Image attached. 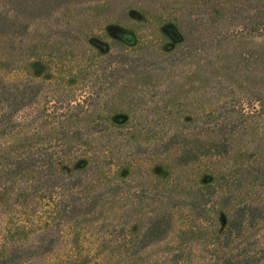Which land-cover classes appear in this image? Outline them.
Masks as SVG:
<instances>
[{"label": "trees", "instance_id": "1", "mask_svg": "<svg viewBox=\"0 0 264 264\" xmlns=\"http://www.w3.org/2000/svg\"><path fill=\"white\" fill-rule=\"evenodd\" d=\"M139 6L15 0L0 10V68L22 74H0V146L21 134L0 153V264H153L140 261L144 252L174 233L171 264H185L197 236L228 251L219 264L264 258V246L245 238L264 223L254 190L264 186V150L251 148L263 90L166 129H156L164 116L143 120V133L157 139L131 145L125 136L161 94L163 83L145 85L146 74L171 80L192 51L242 37L264 42V0ZM52 16L45 29L31 28Z\"/></svg>", "mask_w": 264, "mask_h": 264}, {"label": "rangeland", "instance_id": "2", "mask_svg": "<svg viewBox=\"0 0 264 264\" xmlns=\"http://www.w3.org/2000/svg\"><path fill=\"white\" fill-rule=\"evenodd\" d=\"M14 1L0 0V10ZM135 1L137 0H133V2ZM138 1L140 2L139 7L143 9V0ZM144 4L147 5V1ZM56 18V16H52L42 20L34 19L30 25L35 30L45 29V25L54 23ZM141 25L138 30H141V35H143V23ZM126 38L129 41L133 39L129 35ZM5 44L3 38H0V50H3ZM256 54L260 55L257 59L254 57ZM0 74L12 81L19 80L22 76L18 71L3 68H0ZM144 81L145 85L159 81L161 84L163 83V87L157 102L134 115L135 122L140 124L125 134L131 145L136 142L143 143L148 136L150 139L158 138L153 134L146 136L143 133V127H141L143 120L147 119L153 122L156 118L164 116V120L156 129L161 126L166 129L172 127L175 122L206 116L224 101L257 94L256 92L259 93L261 90L264 91V42L259 38L242 37L227 41L219 49L208 53L196 54L192 51L190 56L178 63L175 75L171 80H164L161 71L154 70L146 74ZM141 82L143 84V79ZM234 114L235 112L232 115ZM115 115H118L116 119L123 118L120 113ZM255 122L257 126H255V134L252 135L251 148L260 152L264 150V116ZM20 136L21 134H13L4 138L1 141L0 153L5 152L9 146L18 142ZM239 143L243 146L245 139L239 140ZM141 163L140 173L143 172V161ZM136 181L143 183V177L137 175ZM254 190L256 195L264 197V186ZM104 214L109 217L113 215V212L106 210ZM85 225L92 229L95 223ZM177 226L184 227L185 225L177 223ZM212 229L213 232L217 230L211 228V231ZM213 232H209V234ZM198 237L195 238L190 249H186L181 255L182 259L186 261L185 264H219L228 251L220 250L215 253L208 243L209 240L203 243L197 242ZM245 238L248 239L251 247L264 246V223L247 230ZM98 242L96 240V243ZM176 243L177 238L174 233L170 238L145 251L140 261L151 260L153 264H171L173 251L171 245ZM64 246L68 248L67 244ZM256 264H264V258Z\"/></svg>", "mask_w": 264, "mask_h": 264}]
</instances>
